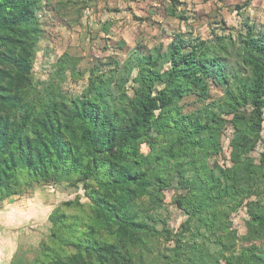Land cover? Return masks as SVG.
I'll use <instances>...</instances> for the list:
<instances>
[{"label":"trees","instance_id":"1","mask_svg":"<svg viewBox=\"0 0 264 264\" xmlns=\"http://www.w3.org/2000/svg\"><path fill=\"white\" fill-rule=\"evenodd\" d=\"M42 7V0H0L1 197L12 195L22 173L57 181L76 176L75 183L90 180L99 186L88 215L96 230L76 236L63 251L72 249L66 257L45 248V263L135 264L141 257L132 247L145 250L158 233L145 224L135 204L153 191L178 192L176 205L194 218L198 231H229L224 225L230 212L252 206L245 188L264 183V152L258 166L249 157L258 143L264 148V38L247 39L239 52L246 77L236 73L228 79V67L210 56L214 51L207 43L184 54L185 43L176 36L167 54L137 66V90L127 106L117 109L111 99L96 103L87 94L68 101L53 93L35 107L17 94L31 93L32 51L41 32L34 15ZM163 64L170 68L163 70ZM211 78L226 90L222 100L210 97L207 103ZM105 82L101 78L97 85L104 88ZM186 92L196 94L201 107L184 113ZM228 124L234 133L226 155L222 137ZM251 208L249 231L259 239L264 207ZM164 231L166 238L172 234ZM193 249L201 248L197 243ZM237 262L264 264V259L242 254Z\"/></svg>","mask_w":264,"mask_h":264},{"label":"rangeland","instance_id":"2","mask_svg":"<svg viewBox=\"0 0 264 264\" xmlns=\"http://www.w3.org/2000/svg\"><path fill=\"white\" fill-rule=\"evenodd\" d=\"M42 3V9L34 15L41 32L32 51L28 86L31 93L17 94L35 107L53 93L54 97L61 95L68 101L87 94L96 103L111 99L117 109L127 106L137 90L134 81L137 66L152 56L167 54L176 36H181L185 43L184 54L199 43H207L214 51L210 56L220 57V63L228 67L224 72L228 79H233L232 74L236 73L246 77L249 72L241 65L239 52L247 39L264 38V0H42ZM169 68V64H163V70ZM101 78L107 81L104 88L97 85ZM207 83L210 87L207 103L210 97L222 100L226 89L221 81L211 78ZM181 105L184 113L201 107L198 96L188 92ZM228 119L224 117L225 122ZM233 133L228 124L222 137L226 155L230 154ZM262 137L264 141V130ZM142 151L148 152L146 145ZM263 152V145L258 143L249 156L255 166L259 165ZM216 157L217 162L219 159V163H224L220 156ZM214 164L215 158L209 161V167ZM231 166L229 162L227 168ZM75 178L42 180L22 173L11 196L3 198L0 193V264H46L47 247L51 254L66 257L72 249L66 254L63 251L76 236L96 230L91 228L88 215L92 196L99 186L90 180L75 183ZM245 190L250 194L251 212L264 207V183ZM177 196L176 191L163 194L153 191L150 196L136 200V210L145 224L158 233L145 250L140 245L132 247V253L141 257L135 259V264H215L216 260L220 264L228 261L237 264L242 254L249 259L253 256L264 259V234L255 232L257 239L249 231L250 208L230 212L224 222V226H230L229 231L213 233L214 229L203 228L198 231L194 218L176 205ZM68 203L74 206L65 208ZM164 230L171 231L170 237L166 238ZM196 242L201 248L198 252L193 249ZM127 250V245L122 248L124 254Z\"/></svg>","mask_w":264,"mask_h":264}]
</instances>
